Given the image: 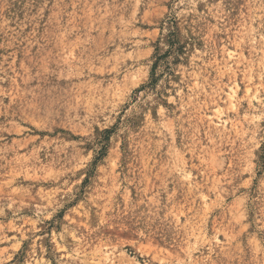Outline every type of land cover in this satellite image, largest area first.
<instances>
[{
    "label": "rangeland",
    "instance_id": "obj_1",
    "mask_svg": "<svg viewBox=\"0 0 264 264\" xmlns=\"http://www.w3.org/2000/svg\"><path fill=\"white\" fill-rule=\"evenodd\" d=\"M0 264H264V0H0Z\"/></svg>",
    "mask_w": 264,
    "mask_h": 264
}]
</instances>
